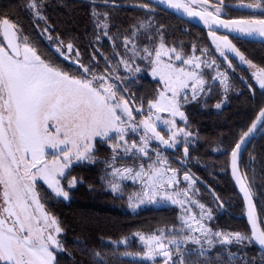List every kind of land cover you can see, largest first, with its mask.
I'll return each instance as SVG.
<instances>
[{
	"label": "snow or ice",
	"instance_id": "1",
	"mask_svg": "<svg viewBox=\"0 0 264 264\" xmlns=\"http://www.w3.org/2000/svg\"><path fill=\"white\" fill-rule=\"evenodd\" d=\"M91 3L94 27L100 30L96 41L101 39L100 33L115 41L116 38L109 35V13L98 8L109 3L116 6V0H100L99 4L97 0H91ZM159 3L183 10L190 17H199L210 29L219 26L245 38L259 37L264 40V18H256L253 13L250 18L223 19L229 6L225 0H217L215 4H209V0H159ZM26 7L34 19L47 22V17L43 15L44 0H28ZM133 7H141L149 13L154 11L147 3ZM238 7L259 9V15L264 17V0H253L247 4L241 2ZM149 21L140 20L130 26V35L123 37V44L125 52L131 55L121 57L117 67L111 72L106 69L103 74H97L90 65L80 62V50L74 43L70 41L65 45L59 36L49 34L47 39L56 43V52L83 70L81 75H76L56 66L40 53L23 34L18 22L8 17L0 18V264H58L57 253L64 251L58 238L63 229L41 202L37 181L42 180L55 196L68 199L69 191L65 190L61 181L67 178L74 162H96L94 153L97 143L108 144L112 151V156L106 161V175L112 177L107 183L112 192H122V180H141L142 191L128 197L129 207L163 200L181 207L186 203H196L188 199L195 179L185 172L183 179L189 182V187L174 191L180 182L177 178L179 170L170 167L159 151H156V159L147 168L144 163H140L138 169L115 166L121 155L151 159L149 151L153 140L165 147H176L183 138V152L187 157L193 133L186 126L187 116L182 107L189 103L188 90L191 89L193 101L211 90L204 79L202 66L211 68L215 61L208 62L195 55L185 59L182 52L167 46L163 26L154 28ZM49 28L46 26L43 33H48ZM152 32L155 35L150 34ZM209 35L225 60H228L227 53L231 52L250 67H256L227 36H217L214 31H210ZM141 36L148 41L143 46L138 43ZM136 59L147 60L152 75L158 77L163 85L156 97L148 102L147 115L139 122L134 112H143V103L134 107L135 97L113 82L123 83L127 79L119 76V65L130 76L140 72L142 69L135 64ZM174 61H180L181 66ZM218 74L226 94L230 88L228 77L225 73ZM253 76L259 87L264 89V68H258ZM125 94L131 98L126 99ZM215 107L219 109L221 103ZM163 113H167L169 118H162ZM177 117L185 123L184 127L177 125ZM160 125L167 129V138L158 131ZM258 125L264 131V107L260 108L251 126L242 131L230 152L232 174L247 202L250 233L213 230L205 223L212 219L211 210L198 204L201 210L199 217L191 215L185 208L180 218L189 233L182 239L175 236L167 239L165 229L148 235L137 233L146 248L144 258L155 260L159 256L163 258V264H197L191 259L193 252L204 258L219 245L223 251L216 254V259L221 264H236L237 261L249 264L243 249L253 244L264 249V227L255 213L247 173L239 170L242 153L247 150L246 145L251 142ZM141 130L143 135L139 143L135 140L129 143V134ZM107 169L111 171L107 172ZM78 182L73 177L68 180L67 186L72 188ZM189 243L199 248L185 254L181 244ZM232 246H238V250L231 251ZM93 261L94 264H106L105 256L99 251L93 253ZM201 264H206V261H201Z\"/></svg>",
	"mask_w": 264,
	"mask_h": 264
},
{
	"label": "trees",
	"instance_id": "2",
	"mask_svg": "<svg viewBox=\"0 0 264 264\" xmlns=\"http://www.w3.org/2000/svg\"><path fill=\"white\" fill-rule=\"evenodd\" d=\"M99 3L100 0H97V4ZM145 3L146 0H116V6L109 4L98 8L101 12L109 13V35L116 38L115 41L109 40L102 33H100L101 39L96 41L95 37L100 30L94 27L91 0H44L43 15L47 17V22L34 19L26 7L28 0H0V18L8 17L13 22H18L23 34L40 53L56 66L76 75H81L83 70L72 60L65 59L56 52V43L47 39L49 34L53 37L59 36L65 45L70 41L74 43L80 50V62L90 65L97 74H103L106 69L111 72L117 67L121 57L128 58L131 55L125 52L123 37L130 35V26L140 20L149 21V17H151L149 22L154 28L163 26V36L167 46L175 47L178 52H182L184 58L193 55L213 57L217 61L215 63L228 72L230 88L225 94L222 84L213 81L215 73L213 68H203L204 78L208 81L211 90L201 94L195 101L189 98V103L182 107L187 116L186 126L193 133L188 145V167L178 163L175 156H172V154L180 156L183 153V138L180 144L169 150L155 140L154 147L161 148L169 157V163L179 167L181 172L190 173L191 170L203 179L226 206L228 210L221 214V207L215 195L192 174L208 205L214 211V217L210 221L214 230L250 233L247 220L239 217L244 213V204L231 179L229 159L231 149L242 131L246 130L257 112L264 106V89L259 87L250 72L252 67L242 62L235 53L229 54L228 60L220 55L216 46L212 45L206 29L159 6L151 7L154 9L151 13L143 8L128 6V4ZM227 10H231L232 15L226 14L224 17L232 18L236 17L234 14L236 12L248 14L254 9ZM255 10L259 15L261 10ZM46 26H50L49 32L43 33ZM150 34L155 35L154 32ZM232 41L247 60L258 68H264V43L234 37ZM138 43L143 46L148 41L141 36ZM202 49L206 52L202 53ZM135 64L142 70L131 76L122 65H119V76L127 79L123 83L113 82L121 89L126 88L131 93V97H135L134 107H140L142 102L145 110L148 102L153 100L161 89V82L151 76V65L147 60L136 59ZM131 97L125 94L126 99ZM217 103H221L219 109L215 107ZM139 115L137 114V119ZM179 121L180 126H185L183 121ZM160 132L167 138L168 134L165 130ZM132 136L137 139L136 136ZM261 143L256 140L246 150L241 168L247 173L248 183L256 196L259 214L264 219V142ZM251 153L254 159L249 173L246 157ZM94 155L97 157L95 163L83 161L72 165L68 170L67 178L61 181L65 190L69 191L68 199L55 196L41 182H37L36 185L41 202L44 203L46 210L57 218L63 229L58 238L63 244L64 251L57 253L58 264H94L93 253L96 251L105 256L106 264H163L161 257L150 261L135 256L145 251L143 243L136 234L148 235L157 232L158 229H165L167 239L173 236L182 239L189 233L180 218L185 208L189 210V207L172 203H151L136 209L129 207L128 197L140 192L141 186L124 182L122 192L119 194L112 192L107 183L110 176L106 175V161L112 156L111 148L106 143H97ZM153 157L154 155L150 154V158ZM151 159L137 158L136 155L131 154L121 155L115 166L137 168L140 163L149 164ZM110 171L107 169V172ZM73 177L80 182L68 188V180ZM169 229L173 231H168ZM198 248L199 246L191 243L181 245L185 254ZM230 250L236 252L238 246H232ZM222 251L223 249L217 245L206 257L199 258L193 252L191 259L197 261V264H201V261H206V264H221V261L216 259V254ZM243 252L247 255L249 264H262L264 261V251L256 244L244 248ZM236 264L240 262L237 261Z\"/></svg>",
	"mask_w": 264,
	"mask_h": 264
},
{
	"label": "rangeland",
	"instance_id": "3",
	"mask_svg": "<svg viewBox=\"0 0 264 264\" xmlns=\"http://www.w3.org/2000/svg\"><path fill=\"white\" fill-rule=\"evenodd\" d=\"M209 10H211V9H209ZM235 14V16L236 17H242V18H250V17H252V15L253 14H251V13H234ZM262 16H260V15H256V18H261ZM169 47V46H168ZM198 57H201L202 59H204V60H206V61H208V62H211V61H215V59H213V57H209V56H198ZM185 59H187V58H185ZM176 64H177V66H181V62L180 61H174ZM215 62H217V61H215ZM253 65H255V64H253ZM256 66V65H255ZM204 67H206V66H202V70H203V68ZM211 68H213V71L215 72L214 73V77H216L213 81H218V82H220V79H221V77L219 76V74L218 73H225L226 75H227V77H228V83H229V76H228V72L226 71V70H224L223 68H221L220 66H219V64L217 63H215V65L213 66V67H211ZM258 69V67L256 66L255 68H251L250 69V72L253 74L256 70ZM125 71H127V70H125ZM150 74H151V76L152 77H154L153 75H152V73H151V70H150ZM154 78H156V79H158V77H154ZM205 79V78H204ZM162 82H161V88H162ZM222 87L224 88V86L222 85ZM188 93H189V98H191V89H189L188 90ZM148 107V106H147ZM146 107V108H147ZM182 111H183V109H182ZM140 115H139V118L137 119V113H135L134 112V116H136L135 117V119H136V121L137 122H139V120H141V119H143L144 118V116L145 115H147V109H145L143 112H141V113H139ZM162 115V118H169L168 117V114L167 113H163V114H161ZM180 119H179V117H177V125L178 126H180V121H179ZM180 127H184V126H180ZM160 130H165L166 132H167V129L163 126V125H160L159 127H158ZM163 132V131H162ZM164 133V132H163ZM167 134H168V132H167ZM132 135H134V136H136L137 137V139L136 138H134ZM141 135H143V132H142V130L141 131H139V132H137V133H130L129 134V136H128V139H129V143H131L133 140H135L137 143H139V138H140V136ZM182 139V138H181ZM154 145H155V141L153 140V141H151V144H150V151H149V156H150V154L151 155H154V157H153V159H151L150 160V162L149 163H151L153 160H155L156 159V151H159L160 152V154H161V157L162 158H166L167 159V161H168V165L170 166V167H172V168H176V169H178L179 171H178V176H177V178L179 179V184L178 185H176V187H175V189H174V191H183L184 189H187L188 187H189V182L188 181H185L184 179H183V176H184V173L185 172H181L180 171V168L179 167H177V166H172L170 163H169V157L164 153V151L161 149V148H156V147H154ZM77 163H80V162H74L73 163V165L74 164H77ZM148 165V164H147ZM147 165H145V167L147 168ZM116 167H125V166H116ZM127 167H133V166H127ZM137 169H138V167H137ZM187 173H189V172H187ZM192 177H193V175L191 174V173H189ZM194 178V177H193ZM112 179V177L110 176V180ZM195 179V178H194ZM38 183L39 182H41L42 184H44L46 187H48L42 180H38L37 181ZM124 182H129V183H136V184H138L139 186H141V191H142V182H141V180H139V179H137V180H135V181H133V180H131V179H126V180H122V181H120V183H121V185L124 183ZM62 183V182H61ZM62 185H63V183H62ZM50 189V188H49ZM51 190V189H50ZM52 191V190H51ZM115 193H117V194H119L120 192H115ZM181 199H185L184 197H180ZM188 199H190L191 201H195L196 203H186L184 206H186V207H189V212H190V214L191 215H195V216H197V217H199V214H200V208L198 207V204H203V205H205V207H206V209H210L211 210V212H212V219H213V217H214V211L212 210V208L208 205V203H207V200H206V197L202 194V192L200 191V189H199V187L197 186V183H196V180H195V184L192 186V190L190 191V193H189V198ZM162 203H171L170 201H167V200H163V201H160V202H158V203H154V204H162ZM147 204H149V203H145V204H141L140 206H144V205H147ZM139 206V207H140ZM136 208H138V207H136ZM136 208H134V209H136ZM211 219V220H212ZM211 220H206L205 221V223L209 226V227H211L212 228V226H211V224H210V221ZM214 230V229H213ZM219 231H224V230H219ZM224 232H228V231H224ZM198 234V233H197ZM165 243H167V240H165ZM182 245V244H181ZM170 247H175L174 245H171ZM145 251H146V248H145ZM135 256H137V257H141V258H144L143 257V254H135ZM157 258H160L159 256L158 257H156L155 259H157ZM162 258V257H161ZM144 259H146V258H144ZM148 260V259H147ZM150 261H154V260H150Z\"/></svg>",
	"mask_w": 264,
	"mask_h": 264
},
{
	"label": "water",
	"instance_id": "4",
	"mask_svg": "<svg viewBox=\"0 0 264 264\" xmlns=\"http://www.w3.org/2000/svg\"><path fill=\"white\" fill-rule=\"evenodd\" d=\"M147 1L152 2V3H154L155 5H157V6L161 7V8H163V9H165V10H167V11H170V12L176 14L177 16L181 17L182 19H184V20H186V21H188V22H190V23H192V24H195V25H197V26H200V27L206 29L207 32H208V34H209L210 31H214V32H216V35H217V36H227L228 39L231 40V42H232L233 44H234V42L232 41V37H234V38H238V39H241V40H247V41H254V42H261V43H264V40H262V39L259 38V37L255 38V39H253V38H245V37H244L242 34H240V33L230 32L229 30L224 29V28H221V27H219V26H213V27L210 29L207 25H205V24L203 23L202 20L199 19V17H190V16H188L185 12H183V10H177V9H174V8H170V7H169L168 5H166V4H161V3H159V0H147ZM109 4H111V3H109ZM133 5H140V4H128L129 7H133ZM133 8H141V7H133ZM197 10H199V9H197ZM222 18H223V19H230V18H226V17H222ZM209 39H210L212 45H213V46H216V45L213 43L212 37H211L210 35H209ZM234 45H235V44H234ZM229 53H231V52H229ZM263 107H264V106H263ZM258 112H259V111H258ZM257 114H258V113H257ZM257 114H256V115H257ZM255 117H256V116H255ZM254 119H255V118H254ZM254 119H253V120H254ZM251 124H252V123H251ZM251 124H250V126H251ZM250 126H249V127H250ZM262 134H264V131H261V126L258 125V126H257V130L252 134V136H251V138H250V141L252 142V140H253L254 138H257V137H259V136L262 135ZM251 142L248 143V144L246 145V149H247V147L251 144ZM164 148H165L166 150H169L171 147H165V146H164ZM183 149H184V148H183ZM244 152H245V151H243L242 156H243ZM242 156H241V158H240V163H239V170H240L241 173H242V171H241L240 164H241ZM188 159H189V154H188L187 157H185V156H184V152H183V156H182V157H177V156L175 157V160H176L178 163H180L181 165L185 166V167H188V165H187V161H188ZM230 160H231V157H230ZM229 170H230V176H231V179H232L234 185L236 186L237 191L239 192V194H240V196H241V198H242V200H243V204H244V213H243L242 215H240L239 217H243V218H245V219L247 220L248 227H249V230H250L251 225H250V223H249L248 216H247V202H246V200H245V198H244V194H243V192L240 190V185H239V184L237 183V181H236V177H234L233 174H232V169H231L230 161H229ZM190 173L193 174V175L195 176V178H196L199 182H201V183L204 184L208 189L211 190V192L215 195L216 200L218 201V203H219V205H220V207H221V214H224V212L227 211L228 209H227L226 206L222 203V201L216 196L214 190H213V189H212V188H211V187H210V186H209V185H208L203 179H201L200 177H198L197 175H195L191 170H190ZM248 184H249V183H248ZM251 192H252V191H251ZM217 198H218V199H217ZM253 204H254V206H255V213H256V216H257L258 222H261V220H260V216H259V213H258V210H257V207H256V203H255V200H254V197H253ZM261 226H262V224H261ZM262 227H263V226H262ZM257 246H258V245H257ZM258 247H259V246H258ZM259 248H260V247H259ZM260 249H261V248H260ZM261 250L264 251V249H261Z\"/></svg>",
	"mask_w": 264,
	"mask_h": 264
},
{
	"label": "flooded vegetation",
	"instance_id": "5",
	"mask_svg": "<svg viewBox=\"0 0 264 264\" xmlns=\"http://www.w3.org/2000/svg\"><path fill=\"white\" fill-rule=\"evenodd\" d=\"M217 2V0H209V4H215ZM225 2H226V4L227 5H229L226 9H225V13L227 14V16H230V15H232V12H231V10H227V9H239L240 7H238V5L241 3V2H243V3H245V4H247V3H251V2H253V0H225ZM146 3L147 4H149L150 5V7H154V6H157V5H155L154 3H152V2H149V1H147L146 0ZM211 9V8H210ZM257 10H259V9H257ZM252 13L251 14H253V13H257L258 11H256L255 9L254 10H252L251 11ZM256 15H258V14H256ZM224 17V16H223ZM228 18V17H227ZM239 18H242V17H232V18H230V19H239ZM261 18H264V17H261ZM229 54H231V53H227V56L229 55ZM223 57V56H222ZM224 58V57H223ZM258 113V112H257ZM256 116V115H255ZM255 118V117H254ZM253 121V120H252ZM252 122H250V124H251ZM250 124L248 125V127L250 126ZM247 127V128H248ZM247 128H246V130H247ZM245 130V131H246ZM158 131H160L159 130V128H158ZM162 134V133H161ZM163 135V134H162ZM256 140H259V142H262L261 144H263V142H264V134H262V135H260L259 137H257V138H254L253 140H252V142H251V144L247 147V149L253 144V142H255ZM246 152V151H245ZM244 152V153H245ZM244 155V154H243ZM172 156L174 157H182L183 156V153L179 156V155H174V154H172ZM250 157H254L253 155H252V153L251 154H247V157H246V165H247V168H248V172L249 173H251V169H250V167L252 166V161H253V159H250ZM242 158H243V156H242ZM229 161H230V159H229ZM241 163H242V159H241ZM240 167H241V164H240ZM241 171H242V168H241ZM242 173H245V172H243L242 171ZM247 179H248V177H247ZM250 186V185H249ZM252 191V190H251ZM252 194H253V197H254V200H255V203H256V196L254 195V193L252 192ZM256 207H257V210H258V206L256 205ZM258 213H259V210H258ZM259 216H260V214H259ZM260 220H261V224H262V226L264 227V219L263 218H261V216H260Z\"/></svg>",
	"mask_w": 264,
	"mask_h": 264
}]
</instances>
